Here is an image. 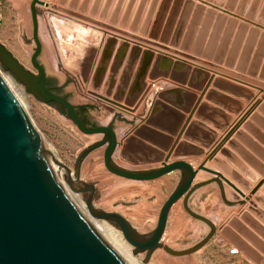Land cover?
<instances>
[{"label":"rangeland","instance_id":"rangeland-1","mask_svg":"<svg viewBox=\"0 0 264 264\" xmlns=\"http://www.w3.org/2000/svg\"><path fill=\"white\" fill-rule=\"evenodd\" d=\"M32 1L0 0V43L22 65L35 72L31 63L36 48L30 11ZM42 1L48 4L49 8L38 7L40 40L43 46L39 61L45 67L48 79L59 87L62 95L75 104L92 108L90 111H82L80 115L88 126L111 125L114 130H118L122 123L132 124V131L145 125L150 115L147 111L149 108L146 103H142L131 113L95 97L92 93L102 95L105 85L101 90L95 91L94 83L89 78L92 71L89 62L72 59L76 56L75 52L81 53V49H72L70 30L76 34L75 44L78 48L86 35L94 32L95 37L98 35L99 39H104V43L114 36L119 41L125 39L133 46L137 45L143 50L152 49L157 54L168 52L179 58V55L193 57L196 52L200 54L201 59L203 56L209 57L210 51L214 57L217 47L220 46L219 53L225 45H228L229 50L239 48L238 53L243 46L253 52L257 46L255 40L264 35V28L260 27L264 26V10L260 9L263 5L258 4L257 0H114L110 4H107L108 0ZM97 4L98 9L93 12ZM104 7H109V11L103 12ZM247 33L251 35L249 45L245 43ZM262 44L260 40L259 45ZM223 64L224 62H221L219 65L223 67ZM260 65L261 61L259 67ZM233 67L237 68L236 65ZM250 67L252 68L253 64ZM0 70L5 76L15 79L1 63ZM255 81H260L258 87L264 91V77ZM16 83L26 94L23 101L47 147L75 175L80 155L100 141L102 136L80 133L59 106L41 103L20 82L16 80ZM148 87L149 92L154 90L151 84H148ZM262 96L264 99V94ZM110 99L115 101L113 97ZM261 104L264 103L255 105L245 117L246 120L240 121L216 149H230L232 160L223 157L220 150L216 157H220L224 168L228 169L227 175L249 201L222 182L200 189L192 195L193 198L191 197L189 202L190 211L216 223V233L210 241L211 250L191 252L211 235L213 227L192 217L184 208V200H181L170 213L163 240L164 248L154 252L148 262L146 254L132 253L134 262L224 264V251L231 246L234 253L232 262L240 264L241 253L247 256L239 246L226 238L224 233L227 229L234 239H241L244 247H247L246 244L254 246L252 241L255 239L264 245V221L258 217L259 213L264 212V156L258 155V152H264V147L257 150L255 145L258 141L254 137H250L249 146L241 139L235 138L242 147L236 150L227 140L229 137L234 138L239 130L244 129L249 116L257 111ZM140 109L144 112L138 115L141 120L137 121L136 116ZM125 138L120 143L123 144ZM261 144L264 145V141L261 140ZM122 148L123 146L119 147L120 152L115 156V162L126 169H145L164 163L162 160L133 165L122 160ZM104 153L105 147L94 151L80 167V179L95 186V207L122 215L140 234L150 235L156 229L161 209L179 185L182 174L170 175L153 182L125 180L108 172L104 164ZM211 156H206L197 168L206 163L207 168L219 171V167L209 160ZM242 165L249 171H241ZM213 178L201 171L198 183L202 184ZM246 236L251 237V241ZM214 243L222 247V251L215 248ZM129 247L134 251L130 245Z\"/></svg>","mask_w":264,"mask_h":264},{"label":"water","instance_id":"water-1","mask_svg":"<svg viewBox=\"0 0 264 264\" xmlns=\"http://www.w3.org/2000/svg\"><path fill=\"white\" fill-rule=\"evenodd\" d=\"M111 2L114 0H108L107 4ZM38 7L49 8V5L42 0H33L30 7L33 41L36 47L31 63L35 72L22 65L1 43L0 63L36 100L47 105L55 104L62 107L80 133L87 136H102V139L83 151L78 159L74 175L60 159L51 153L24 104L0 70V264H129L99 233L88 215L72 198L71 190L86 193L84 201L91 217L117 228L134 249V255L146 254V262L154 252L164 248L163 240L169 215L179 201L184 199V207L192 217L212 225L207 219L194 214L188 208L189 198L198 189L212 183L222 184L224 182L249 201V198L227 175L228 169L224 168L220 157H216V153L220 150L223 157L232 160L233 154L230 149L225 147L216 150L209 158L219 167V171L207 168L206 163L196 169L185 161L204 156L206 149L210 148L219 137V132L225 131L229 124H225L212 133L213 138L203 145L204 148L194 147L196 149L189 150L193 154L188 155L185 149L192 145L187 139L191 132L192 118L197 110H193V102L190 100L188 105L186 103L182 105V114L179 117L180 123L181 121L184 123L181 126L178 125L176 129L166 131L159 121L160 108L164 106V103L172 102V97L184 95L189 96L190 99L192 97L193 100V95L183 90L182 86L195 90L202 87L209 73L199 66L232 75L258 87L260 81H255L252 76L243 77L219 65L223 62V55L228 45H225L218 54L217 58L220 59L212 62L210 59L212 51L209 52V57L203 56V59L196 52L193 57L179 55L177 58L168 52L157 54L152 49L143 50L137 45H131L125 39L119 41L114 36L105 41L90 80L94 83L95 91L101 90L105 85L102 95L92 93L99 100L132 113L146 99L150 89L147 80L153 84L160 79H169L179 86L176 89L158 92L157 101H153L152 98L146 101V106L152 107V111L145 125L137 127L122 144L119 143L117 134L111 125H86L77 108L66 97L55 93L47 86L48 75L39 61L43 46L40 40ZM96 9H98V4L93 12H96ZM104 11H109V7H104ZM261 43L264 44V35L261 37ZM263 44L262 47L259 46L260 49L258 48L257 61H254L252 70L259 67V61L264 53ZM162 48L165 50L164 47ZM238 49H231L228 63L232 66L238 55ZM250 54L251 50L245 48L243 54L245 59L240 60L238 69L246 65ZM199 75L203 77L201 83H198ZM260 77H264V72ZM254 95L255 91L251 89L247 100L251 101ZM203 96L202 94V99ZM110 97H113L115 101ZM198 106L199 104L197 108ZM132 107H135V110L131 109ZM263 109L261 107L260 111ZM189 111L190 117L186 119L184 114ZM255 115L251 116V120L257 118ZM243 127L244 129L239 130L234 138L227 139L230 146L236 150L242 147L235 141V138L241 139L249 146L250 137L245 129L250 128L251 125L246 123ZM166 134L177 135V140L172 141V137H167ZM182 138L183 141H181ZM164 139L167 142L162 143ZM120 146H123L122 160L133 165L162 160L164 163L159 169L143 172L126 169L115 162ZM103 147H105L106 169L109 173L125 180L153 182L175 172H181V181L162 207L157 227L150 235L140 234L127 219L118 213L97 209L94 205L95 186L80 179V167L83 161L91 153ZM255 148L261 149L258 143ZM159 150L168 152V155L159 153ZM258 155L264 156V152H258ZM153 156H157L156 159H153ZM169 161L173 163L168 164ZM240 170L249 171L248 168L244 169L243 165ZM201 171L215 178L194 185ZM258 217L264 221V212L259 213ZM215 233L216 229L213 226L211 235L191 252L201 250ZM224 235L239 246L255 264H262L264 261L263 244L255 239L252 241L254 246L245 243L247 247H244L241 239L235 238V240L228 229ZM246 237L251 241V237Z\"/></svg>","mask_w":264,"mask_h":264},{"label":"crops","instance_id":"crops-1","mask_svg":"<svg viewBox=\"0 0 264 264\" xmlns=\"http://www.w3.org/2000/svg\"><path fill=\"white\" fill-rule=\"evenodd\" d=\"M257 3L260 5H263V6H260V9L264 10V0H257ZM260 27L264 28V26H260ZM69 32L71 34V39H72V42H71V46L73 47L72 49H75V50L81 49V53H78V51L75 52L76 56L72 57V59H81L84 61L85 60L88 61L89 62L88 65H91V68H92V71L90 72L89 78L92 79L95 67L97 65V62L99 60V57H100V54L102 51V47L104 46V39L103 38L99 39L98 35L95 37L94 32H93V34L90 33V34L86 35V38L83 41H81L83 43L81 44L80 48H78V45L76 46V44H75L76 34L73 32V30H70ZM250 36H251L250 33H247V35L245 37L247 42H245V43L249 42ZM260 40H261V37H259L255 40V43L257 44L256 49H254L253 52L251 51L249 58H247L246 65L240 69H238V65H239L240 60L242 58H244L243 57L244 46L239 51L238 55L236 56V60L233 64V66L236 65L237 68L233 67L232 64L228 63L231 50H229V47L227 46L225 49L224 55H223V58H224L223 59V62H224L223 67H226L230 71L238 73L239 75H242L243 77H249V76L251 77L252 76V77H254L252 79L259 80L260 75L263 74V72H264V53L261 57L260 67H258L256 70H252L250 66L254 63V61H257L256 59L258 57V52H259L258 48L260 49L259 46H261V45H259ZM219 49H220V46L217 47V51L215 53V56L210 57V59H212V61L220 59V58H217L218 54L220 53V52L218 53ZM248 59H249V62H248ZM199 67L204 69V71H207L209 73L208 78L203 81L202 87L198 90H195V89L188 88V86H182L183 90H185L186 92H190L193 95V100H192V97L190 99L189 96L188 97H185L184 95H178V97L174 96L171 98L172 102L164 103V106H162L159 110L160 111V113H159L160 125L164 129H166V131H172V130L176 129V127H178V125L181 126L184 123V121L183 122L181 121V123H180V117H179L182 114V110H181L182 105H184V103H186L188 105L190 100L193 102L192 103V107H194L193 110L194 109H197V110H196V112L192 118L193 120H192V125H191L192 126L191 132L189 134L190 135L189 139H187L188 142H190L192 144L191 146H193V147L190 146V148L187 147L185 149L186 150L185 153L188 155L193 154V152H191L189 150L196 149L194 147L204 148L203 145H206V143L211 141V139L213 138L212 133L218 131L225 124H229V126L226 128L225 131L219 132V137L216 139V141L213 143V145L210 148L206 149V154L204 156L198 157V158H190V159L185 160L187 163L192 164L196 169H197V166L199 165V163L201 164L204 162V158L206 156H208L210 154L212 155L216 151V149L220 145H222V143L225 139V136L233 128H235V126L238 125V123H240V121H243V119H245V117L248 115V113L251 111V109L255 105H259L260 103H264V99L262 96L264 94V91L262 89H259V87L251 85L249 83H246L245 81L240 80L239 78L233 77L232 75H226V74H223L221 72H217V71H214V70H211L208 68H204L202 66H199ZM253 71H255V73H253ZM202 78H203L202 75H199L198 83L199 82L201 83ZM147 81H148V84H152L151 81H149V80H147ZM157 82H158L157 88L154 89L156 91L155 92H154V90L150 91L146 95V99H145L144 103H146V101L150 98H152L153 101H157L158 98H157L156 94L158 92H161L164 90L176 89L177 87H179L177 84L173 83L169 79H160ZM251 89H253L255 91V95L251 101H248L247 99L249 97V93H250ZM202 94L204 95L203 99L201 98ZM64 97H66V96H64ZM67 99L69 100V98H67ZM69 101L77 108V110L80 108H86L87 111H90L92 109L91 107H88L87 105H83V104L79 105V104H75L71 100H69ZM198 104H199V106L197 108ZM261 107L264 108V104H261L258 107V110L253 112L249 116V120H247L246 122L249 123L251 125V127L245 129V132L249 135V137H252V138L254 137L258 141V146L264 147V145L261 144V140L264 141V109H263V111H260ZM147 111L150 113L152 111V107H149V110H147ZM142 112H144L143 109H140L138 111V114L136 116L137 121L141 120V118H139L138 115L142 114ZM189 113H190V111L188 113L184 114L186 119L190 117ZM255 114L257 115V118L255 120H251V116L255 115ZM131 127H132V124H130V123L129 124L122 123L119 126L118 130L117 129L115 130L119 143L125 137H127L133 133ZM166 135H168L167 137H172V141H174V142L177 140V137H178L177 135H173V136H170L169 134H166ZM183 140L184 139L182 138L181 141H183ZM163 142H167L166 139H164L162 141V143ZM159 151H160L159 153H163L164 155H168V152H163L161 150H159ZM145 154H147V152H145ZM171 163H173V162L169 161L168 164H171ZM162 165H163V163L159 164L155 167L150 166L149 168L136 169V170H132V171H136V172L149 171V170L159 169L162 167ZM180 173L181 172L178 171L172 175L180 174ZM199 174H198V176H199ZM198 176L195 180L194 185L200 184V183H198ZM211 176H213V175H211ZM181 178H182V176H181ZM215 184L216 183H212V184H210V186L215 185ZM200 189H202V188H200ZM200 189H198L196 192H198ZM191 197L193 198V196H191ZM191 197L188 200V205H189V202L191 200ZM172 210H173V208H172ZM169 217H170V215H169ZM208 221L212 224V225L209 224L210 226H212V227L214 225L216 226V223H214L213 221H210V220H208ZM212 238L210 239V241L212 240ZM210 241L201 250H211L212 242L210 243ZM214 246L218 250H221V248H222L216 244ZM232 248L233 247L230 246V248L227 251H224V254H225L224 264H233L232 259H233L234 253H233ZM235 255H237V254L235 253ZM241 256H242V258H241L240 264H244V262H247L248 264H253L248 259L249 257L248 258L245 257V255L242 253H241Z\"/></svg>","mask_w":264,"mask_h":264},{"label":"bare ground","instance_id":"bare-ground-1","mask_svg":"<svg viewBox=\"0 0 264 264\" xmlns=\"http://www.w3.org/2000/svg\"><path fill=\"white\" fill-rule=\"evenodd\" d=\"M5 76V75H4ZM8 83L11 85V87L14 89V91L17 93L18 97L24 104L25 108L26 105L23 101V98L26 96L24 90L18 86L16 83V80L10 76H5ZM119 109V108H118ZM27 110V108H26ZM28 111V110H27ZM52 153V152H51ZM53 154V153H52ZM71 195L74 201L78 204V206L88 215V217L91 219L92 223L96 227V229L99 231V233L107 240L110 245L129 263V264H137V262L133 261L132 253L133 251L130 249L128 242L125 240L123 234L117 229L109 225V223H105V221H98L91 217V215L88 212V209L85 204V196L86 193L83 192H74L71 190Z\"/></svg>","mask_w":264,"mask_h":264},{"label":"flooded vegetation","instance_id":"flooded-vegetation-1","mask_svg":"<svg viewBox=\"0 0 264 264\" xmlns=\"http://www.w3.org/2000/svg\"><path fill=\"white\" fill-rule=\"evenodd\" d=\"M47 86H48L52 91H54L55 93H57V94H59V95H61V96H64V95H62L61 92L59 91V87H58L57 85L55 86V84H53V83L48 79V77H47Z\"/></svg>","mask_w":264,"mask_h":264},{"label":"trees","instance_id":"trees-1","mask_svg":"<svg viewBox=\"0 0 264 264\" xmlns=\"http://www.w3.org/2000/svg\"><path fill=\"white\" fill-rule=\"evenodd\" d=\"M51 105H55V104H51ZM61 110H62V112L64 113V114H66V111L62 108V107H59ZM86 110V108H80V109H78V111H79V114L81 115V112L82 111H85ZM84 121V120H83ZM84 123L86 124V122L84 121ZM87 125V124H86Z\"/></svg>","mask_w":264,"mask_h":264},{"label":"built area","instance_id":"built-area-1","mask_svg":"<svg viewBox=\"0 0 264 264\" xmlns=\"http://www.w3.org/2000/svg\"><path fill=\"white\" fill-rule=\"evenodd\" d=\"M157 85H158V82L153 83V84H152V89L157 88Z\"/></svg>","mask_w":264,"mask_h":264}]
</instances>
